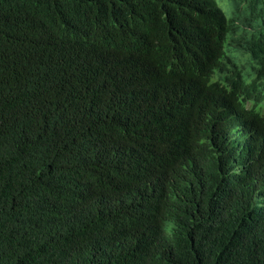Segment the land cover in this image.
Listing matches in <instances>:
<instances>
[{"label":"trees","instance_id":"obj_1","mask_svg":"<svg viewBox=\"0 0 264 264\" xmlns=\"http://www.w3.org/2000/svg\"><path fill=\"white\" fill-rule=\"evenodd\" d=\"M0 264H264V0H0Z\"/></svg>","mask_w":264,"mask_h":264},{"label":"rangeland","instance_id":"obj_2","mask_svg":"<svg viewBox=\"0 0 264 264\" xmlns=\"http://www.w3.org/2000/svg\"><path fill=\"white\" fill-rule=\"evenodd\" d=\"M226 11H227V14L229 15V16H231V12L229 11V10H227V9H225Z\"/></svg>","mask_w":264,"mask_h":264}]
</instances>
